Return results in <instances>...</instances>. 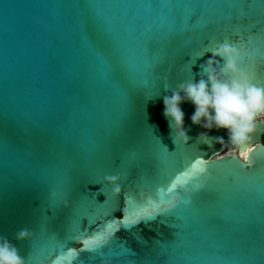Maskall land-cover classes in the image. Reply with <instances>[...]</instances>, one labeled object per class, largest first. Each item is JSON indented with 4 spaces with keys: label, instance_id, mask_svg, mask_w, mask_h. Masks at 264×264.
<instances>
[{
    "label": "water",
    "instance_id": "obj_1",
    "mask_svg": "<svg viewBox=\"0 0 264 264\" xmlns=\"http://www.w3.org/2000/svg\"><path fill=\"white\" fill-rule=\"evenodd\" d=\"M209 35L210 47L233 37L247 72L264 65V0H0V237L28 264H264V123L249 166L226 130L193 125L191 102L181 104L189 145L174 143L164 116L163 97L201 78ZM157 60L170 88L130 95ZM197 169L191 207L153 211L109 237L99 259L80 251L82 225L115 233L134 211L167 209L170 181ZM114 174L143 208L118 205ZM25 228L32 239L18 241Z\"/></svg>",
    "mask_w": 264,
    "mask_h": 264
},
{
    "label": "clouds",
    "instance_id": "obj_2",
    "mask_svg": "<svg viewBox=\"0 0 264 264\" xmlns=\"http://www.w3.org/2000/svg\"><path fill=\"white\" fill-rule=\"evenodd\" d=\"M209 53L210 58L203 66L199 80L177 83L171 95L163 97L164 116L169 122L174 143L189 145L181 104L191 102L195 106L191 117L193 125L209 131L226 130L228 142L247 160L253 150L249 145L260 124L264 123V87L257 86L253 76L241 67V50L232 43L226 40L206 47L200 56L202 58ZM169 88L165 86L166 90ZM207 139V133L200 134L199 141ZM213 139L224 143L223 137ZM105 180L113 186V196L118 197L120 176H106ZM33 235L25 228L18 231L15 238L18 241L31 240ZM0 264H26L19 250L4 237H0Z\"/></svg>",
    "mask_w": 264,
    "mask_h": 264
},
{
    "label": "snow or ice",
    "instance_id": "obj_3",
    "mask_svg": "<svg viewBox=\"0 0 264 264\" xmlns=\"http://www.w3.org/2000/svg\"><path fill=\"white\" fill-rule=\"evenodd\" d=\"M197 17H192L191 20L188 21L190 24L192 21L196 20ZM183 16L177 15V24L181 27H183ZM205 28H210L211 24L204 25ZM182 35L187 37L188 30L185 28L182 32ZM222 42L228 41V42H234L233 37L228 38H220ZM216 43V40L213 39L211 35H209L207 38H204L201 42V44L198 45V47H210V45ZM155 44L157 47L161 46V41L157 40L155 41ZM150 54V53H149ZM163 67V64L157 60L156 62H149L148 65H146V69L144 72V75L139 78L138 86H135L130 93V95L133 92H140L144 94L149 90V88L153 86H158L161 90L162 88H165V86L169 84L168 81L164 79V73L160 71V69ZM248 73L253 76V78L259 79L264 77V65L261 64H253L250 65L248 69ZM241 158L243 159V153H241ZM246 163L251 166L256 162L255 158H247L245 160ZM194 167V165H193ZM204 169H197L195 172L190 173L187 170H182L180 173H178L176 176L173 177V179L170 181L169 186L167 187L166 191L169 193V199L167 200V203L169 204V208L165 209L162 206L159 208H149L147 214H141L139 212H133V216H139V219L136 220L135 223L130 222L129 225L121 224L120 227L117 229L115 233H110L105 231L102 234H93L89 235L87 232H85L84 227L82 225L81 232L84 233V236L86 238V243L81 246L80 251L81 252H89V255H95L97 259L100 258V253L104 251V249L101 247L106 241H109V237L111 239H115L117 233L119 231L123 230H130L131 227L136 226V224L145 222L148 219L154 218L152 217V212L155 211L157 213L159 212H171V211H179L182 208L191 207L192 204H194L196 201L194 197L199 194L197 189L200 188L199 185V178L204 173ZM115 175V174H114ZM111 176V175H110ZM120 186V185H119ZM177 189H181L182 193L187 192L188 197H192V199H189L188 197L184 196L183 194L179 195V198L177 199ZM161 191H165L162 189ZM107 199V197H106ZM120 200L123 201L124 206H127L129 202L135 203L137 206V209L143 208L145 205H143L140 201L139 194L138 193H132L128 190H122L120 186V195L118 197V205ZM122 211V209H121ZM122 219V216L120 217ZM210 223L213 222L212 220L209 221ZM111 223V222H108ZM69 254L76 257V253L74 250H69ZM78 258V257H77ZM26 264H28V259L25 260Z\"/></svg>",
    "mask_w": 264,
    "mask_h": 264
},
{
    "label": "rangeland",
    "instance_id": "obj_4",
    "mask_svg": "<svg viewBox=\"0 0 264 264\" xmlns=\"http://www.w3.org/2000/svg\"><path fill=\"white\" fill-rule=\"evenodd\" d=\"M233 150V152H236V149H230L229 152H231Z\"/></svg>",
    "mask_w": 264,
    "mask_h": 264
},
{
    "label": "flooded vegetation",
    "instance_id": "obj_5",
    "mask_svg": "<svg viewBox=\"0 0 264 264\" xmlns=\"http://www.w3.org/2000/svg\"><path fill=\"white\" fill-rule=\"evenodd\" d=\"M263 144H264V136H263Z\"/></svg>",
    "mask_w": 264,
    "mask_h": 264
},
{
    "label": "bare ground",
    "instance_id": "obj_6",
    "mask_svg": "<svg viewBox=\"0 0 264 264\" xmlns=\"http://www.w3.org/2000/svg\"><path fill=\"white\" fill-rule=\"evenodd\" d=\"M229 150H230V149H229ZM229 150H228V151H229ZM231 152H233V150H232Z\"/></svg>",
    "mask_w": 264,
    "mask_h": 264
}]
</instances>
